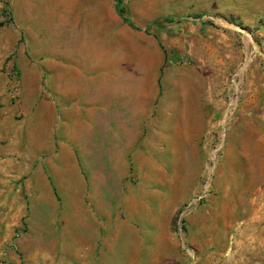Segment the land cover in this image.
<instances>
[{"label": "crops", "instance_id": "1", "mask_svg": "<svg viewBox=\"0 0 264 264\" xmlns=\"http://www.w3.org/2000/svg\"><path fill=\"white\" fill-rule=\"evenodd\" d=\"M6 1L21 38L10 32L0 62V264H210L224 253L264 186V129L233 119L210 193L179 231L216 114L207 71L165 53L161 39H181L164 19L249 28L264 0H120L132 26L118 0Z\"/></svg>", "mask_w": 264, "mask_h": 264}, {"label": "rangeland", "instance_id": "2", "mask_svg": "<svg viewBox=\"0 0 264 264\" xmlns=\"http://www.w3.org/2000/svg\"><path fill=\"white\" fill-rule=\"evenodd\" d=\"M0 2L4 5L0 8L2 62L11 57L5 50L7 47L3 45L4 40L9 38L10 32L17 38L21 36L8 29V20L2 14L3 9H9L8 2ZM204 25L196 26L190 20L172 22L165 31L168 36L179 37L181 40L171 44L164 39L161 41L167 56H177L180 63L197 64L207 71L211 84V102L215 105L216 114L212 140L216 144L220 143L230 123L241 113L254 119L264 129V16L258 26L249 28L241 27L243 25L231 19L225 22L205 20ZM151 31L155 36L163 35L155 29ZM16 84L17 79L14 81ZM246 101L251 104L243 108ZM183 247L189 253V263H195L196 256L191 243H184ZM211 261L210 264H264V186L249 215L231 231L226 251Z\"/></svg>", "mask_w": 264, "mask_h": 264}, {"label": "built area", "instance_id": "3", "mask_svg": "<svg viewBox=\"0 0 264 264\" xmlns=\"http://www.w3.org/2000/svg\"><path fill=\"white\" fill-rule=\"evenodd\" d=\"M209 101L210 104L214 106V104L211 102V92H210ZM211 114H212V108H210V116ZM215 125H216V119H215ZM212 131L213 129L211 130L210 127V132L206 134L205 137V142L207 146L204 153V167L200 181V188L198 193L193 197V199L185 207H183V209H181V212L177 217L176 226L179 228V231L182 230V227L184 225L183 217L187 213H189L192 209H194L196 206H198L208 196L211 190L212 179L219 164L220 153L222 149V140H223L222 139L220 143L216 144L211 137ZM183 251L185 257L187 256V260H188V256H189L188 251L186 249H183Z\"/></svg>", "mask_w": 264, "mask_h": 264}, {"label": "trees", "instance_id": "4", "mask_svg": "<svg viewBox=\"0 0 264 264\" xmlns=\"http://www.w3.org/2000/svg\"><path fill=\"white\" fill-rule=\"evenodd\" d=\"M120 3H121L120 0H118V1H117V12H118V14L120 15V17L123 19V21H124L125 23L129 24L130 26H132L131 23L128 21V19L124 17L123 11L120 9ZM2 14H3L5 17L10 16V12H9L8 9H4V10L2 11ZM164 21H166L167 23H172V22H173V20L168 19V18H165ZM15 72H16V71H15ZM16 73H17V72H16ZM17 77H18V75L16 74V75H15V79H17ZM17 80H18V79H17Z\"/></svg>", "mask_w": 264, "mask_h": 264}]
</instances>
